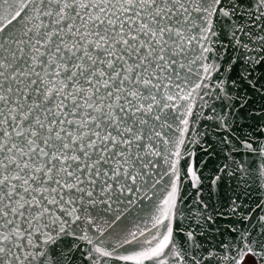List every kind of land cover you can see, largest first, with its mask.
I'll return each instance as SVG.
<instances>
[{"label":"snow or ice","instance_id":"snow-or-ice-1","mask_svg":"<svg viewBox=\"0 0 264 264\" xmlns=\"http://www.w3.org/2000/svg\"><path fill=\"white\" fill-rule=\"evenodd\" d=\"M0 264H264V0H0Z\"/></svg>","mask_w":264,"mask_h":264},{"label":"water","instance_id":"water-1","mask_svg":"<svg viewBox=\"0 0 264 264\" xmlns=\"http://www.w3.org/2000/svg\"><path fill=\"white\" fill-rule=\"evenodd\" d=\"M148 206H149V202L148 201H145L144 204L141 205V207L144 208V211L142 213H140V215L142 217H144L145 219H146V217L148 215ZM134 215H136V214L134 213ZM129 227H132V224L131 223H129Z\"/></svg>","mask_w":264,"mask_h":264}]
</instances>
